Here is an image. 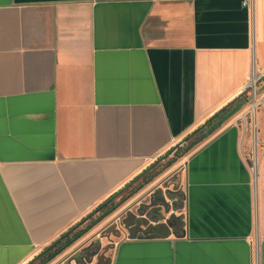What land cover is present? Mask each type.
I'll list each match as a JSON object with an SVG mask.
<instances>
[{
    "label": "crops",
    "instance_id": "1",
    "mask_svg": "<svg viewBox=\"0 0 264 264\" xmlns=\"http://www.w3.org/2000/svg\"><path fill=\"white\" fill-rule=\"evenodd\" d=\"M245 1L0 0V264H27L241 99L264 72V0ZM258 115L254 167L229 117L182 162V228L138 227L112 264H264V101Z\"/></svg>",
    "mask_w": 264,
    "mask_h": 264
},
{
    "label": "rangeland",
    "instance_id": "2",
    "mask_svg": "<svg viewBox=\"0 0 264 264\" xmlns=\"http://www.w3.org/2000/svg\"><path fill=\"white\" fill-rule=\"evenodd\" d=\"M259 87L256 92L253 90L243 91L241 99L244 103L231 116L230 120L231 124L238 126L248 138L246 156L253 167L256 148L255 136L258 129L256 120L258 114L262 111L264 78L261 79ZM186 138L176 145L173 150L170 149V151L154 160L152 164H154L158 175L150 183L123 202L109 216L96 224L48 264H112L116 243L129 236V227L134 226L138 220L140 223L139 228L142 226L146 229L155 226V224L158 226L164 224V228H172V224H174L176 227L182 228L185 203L182 162L196 147L188 151L187 149L194 137L188 141L185 140ZM183 151H185V154L180 157L178 154ZM173 161L175 162L171 164ZM140 180L141 178L132 182L111 202L113 204L119 203L121 197L128 194L130 189L135 187ZM101 213L96 211V208L93 209L75 224L77 227L73 233L99 218ZM171 220H173L172 224L170 223ZM34 260L33 258L32 261ZM33 264H39V261L33 262Z\"/></svg>",
    "mask_w": 264,
    "mask_h": 264
},
{
    "label": "trees",
    "instance_id": "3",
    "mask_svg": "<svg viewBox=\"0 0 264 264\" xmlns=\"http://www.w3.org/2000/svg\"><path fill=\"white\" fill-rule=\"evenodd\" d=\"M244 101L242 99H237L228 105L224 106L222 109H220L218 112H216L211 118H209L203 125H201L199 128H197L195 131L190 133L186 141L194 139L190 142V146L187 149L188 151L191 150L193 147H195L197 144L204 141L206 138H208L214 131H216L218 128L221 127V125L232 115H234L243 105ZM185 150V151H187ZM185 151H183L181 154H178L180 157L185 154ZM175 161L171 162L173 164ZM170 164V165H171ZM152 166V165H151ZM149 166L147 169H145L142 173H140L138 176L134 178V180L128 182L122 189L112 194L107 200L104 202H107L110 198H114L117 196L122 190L127 188L131 185L132 182L135 180L137 181L139 178H141L140 182L137 183V185L130 189L128 194L121 197L120 202L113 204L111 201L102 209L98 210V208L104 203H101L99 206L96 207V211L102 212L99 218L93 220L90 222L87 226L84 228L76 231L73 233V231L76 229L77 225L71 227L74 228V230L67 236H65L63 239L58 241L56 240L52 243L55 245L49 249L46 250V248L43 250V254L39 257H37L35 260L39 261V264H48L53 259H55L58 255H60L63 251H65L68 247H70L72 244H74L77 240H79L83 235H85L90 229H92L96 224H98L100 221H102L105 217L110 215L114 210H116L123 202L131 198L136 192H138L140 189H142L145 185L150 183L157 175L158 172L155 171V168ZM173 223V220L170 222ZM178 228L174 224H172V228ZM161 226H157L155 228L149 227L146 232L148 236H155L159 234H168L169 231L164 229L163 231L160 229ZM65 233H63L61 236H64Z\"/></svg>",
    "mask_w": 264,
    "mask_h": 264
},
{
    "label": "water",
    "instance_id": "4",
    "mask_svg": "<svg viewBox=\"0 0 264 264\" xmlns=\"http://www.w3.org/2000/svg\"><path fill=\"white\" fill-rule=\"evenodd\" d=\"M154 167V164H152L151 168ZM113 198H110L107 202H104L99 208L98 210L102 209L103 207H105L110 201H112ZM138 226H140V223H139V220L136 221V224L134 226H131L129 227V237L130 238H137L138 234H139V228ZM74 230V228H70L69 230H67L64 234V236H60L55 243H57L58 241H60L61 239H63L65 236L69 235L72 231ZM54 244H51L50 246H48L46 248V250H49L51 249L54 245ZM43 254V252H41L38 256H36L34 259H36L37 257L41 256Z\"/></svg>",
    "mask_w": 264,
    "mask_h": 264
},
{
    "label": "built area",
    "instance_id": "5",
    "mask_svg": "<svg viewBox=\"0 0 264 264\" xmlns=\"http://www.w3.org/2000/svg\"><path fill=\"white\" fill-rule=\"evenodd\" d=\"M250 0H246L245 3L248 4ZM264 78V72L261 71H252V73L250 74V78L248 80V82L246 83L244 90H253L254 92L257 91L258 88H260V82L261 79ZM264 101V98H263Z\"/></svg>",
    "mask_w": 264,
    "mask_h": 264
},
{
    "label": "flooded vegetation",
    "instance_id": "6",
    "mask_svg": "<svg viewBox=\"0 0 264 264\" xmlns=\"http://www.w3.org/2000/svg\"><path fill=\"white\" fill-rule=\"evenodd\" d=\"M37 260H34V261H29L27 264H30V262H31V264H33V262H36Z\"/></svg>",
    "mask_w": 264,
    "mask_h": 264
}]
</instances>
